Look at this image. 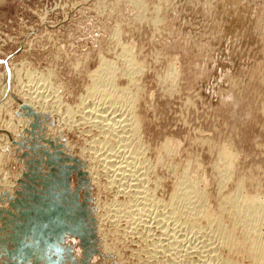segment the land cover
Returning a JSON list of instances; mask_svg holds the SVG:
<instances>
[{
	"label": "rangeland",
	"instance_id": "obj_1",
	"mask_svg": "<svg viewBox=\"0 0 264 264\" xmlns=\"http://www.w3.org/2000/svg\"><path fill=\"white\" fill-rule=\"evenodd\" d=\"M104 60L116 65L107 91L124 90L116 108L101 113L139 118L127 145L140 147L138 173L147 169L139 183L151 204L140 200L137 210L146 219L137 211L128 216L138 197L128 185L134 176L113 184L114 174L99 161L101 150L117 147L118 160L125 150L87 115L105 108L106 94L88 95ZM224 150L236 159L222 182ZM186 173L215 215L223 194L241 180L246 194L264 199V0H0V264H219L229 257L251 264L222 244L220 260L193 250L214 224L211 231L202 220L190 225L196 207L186 200H174L181 218L166 221L169 231L178 227L169 233L178 235L173 250L184 257L164 249L168 235L154 222L172 212L171 195Z\"/></svg>",
	"mask_w": 264,
	"mask_h": 264
},
{
	"label": "bare ground",
	"instance_id": "obj_2",
	"mask_svg": "<svg viewBox=\"0 0 264 264\" xmlns=\"http://www.w3.org/2000/svg\"><path fill=\"white\" fill-rule=\"evenodd\" d=\"M134 1V0H133ZM135 2H136V0H135ZM138 3V2H137ZM128 51H129V49H128ZM126 54H127V56H128V59H129V61H130V63L132 64L133 63V59H132V55L130 54V51L127 53L126 52ZM121 57V56H120ZM123 57V56H122ZM124 58V57H123ZM131 58V59H130ZM127 59V60H128ZM115 64H114V62H111V61H107V60H104L102 63H101V65H100V68H99V70H97L96 71V73H94L95 74V76H97L96 77V79H95V81H92L93 83L95 82V85H93V87L91 86V91H89V96H90V92H91V95H92V97H94L93 96V94H95L97 91H100L101 93H103L101 96H103L104 94H106L107 95V100H104V103H102L103 105H105L104 107L105 108H107V110H105V108H104V110L103 109H97L98 107H96V109L97 110H95V109H93L94 107L93 106H91V107H93V108H91V109H89L87 112V115H90V116H92L93 118H94V120L92 121V124H93V122H94V124H101L102 125V127H104V128H106V129H108L109 131V133H110V135H112L114 138L115 137H117V140H116V142H119L118 143V145L119 144H121L120 146H123V148L125 149V150H127L126 149V147H128V149L130 148L127 144H128V140L129 141H131V139L132 138H135V134L137 133V131H139L138 130V128H139V118L137 117V115H135V114H133V112H131L130 111V113L128 114V116H124L123 117V113H122V110H120L121 111V113L119 112V114H122L121 116V118H118V119H116V118H113V117H115V114H118V111L117 112H115V114H114V116L112 117V118H105V117H107L106 116V114L104 115L103 113H101V112H108V109L110 108H116V106H115V104H118L117 103V101L116 100H118L119 101V98H120V100H121V98L122 97H118V95H119V93H120V91L121 92H123L122 90H124V88L122 89L121 88V90H118V92L119 93H117V94H114L113 92H112V90H111V92H108L109 91V87H107V86H112L115 82H114V79H115V77H116V68H115ZM128 66V65H127ZM135 67V66H134ZM128 68H130V66L128 67ZM131 69H133V68H130V70ZM137 67H136V70H135V68H134V71H135V73L137 72ZM139 69H141L140 67H139ZM139 69H138V71H139ZM30 71V70H29ZM133 71V70H132ZM141 71V70H140ZM139 71V72H140ZM31 72V71H30ZM121 72V71H120ZM173 72V71H172ZM104 73V74H103ZM131 73V76H132V74L134 75V73L133 72H130ZM138 73V72H137ZM27 74H28V72H27ZM104 76H103V75ZM122 74H123V72H122ZM126 74H127V72H126ZM34 76V75H33ZM37 76V75H36ZM32 77V76H31ZM92 77V76H91ZM94 77V76H93ZM168 78V77H167ZM175 79V78H174ZM33 80H35V79H33ZM130 80H132V79H130ZM133 80H134V82L136 83V80L133 78ZM132 80V81H133ZM138 81V80H137ZM139 82V81H138ZM134 83V84H135ZM99 84H101L100 86H98ZM137 84V83H136ZM105 85H107V86H105ZM46 87V86H45ZM51 87V86H50ZM106 87H107V89H106ZM112 87H114V86H112ZM111 87V88H112ZM140 87V86H139ZM110 88V89H111ZM137 88V87H136ZM99 89H101V90H99ZM108 90V91H107ZM114 90V89H113ZM115 91H117V89H115ZM126 92V91H125ZM136 93V92H135ZM100 94V93H99ZM121 94V93H120ZM128 94H131V93H128ZM138 94V93H137ZM125 95H127V93L125 94ZM97 96V95H96ZM99 96V95H98ZM121 96V95H120ZM123 96V95H122ZM131 96H132V94H131ZM130 96V97H131ZM134 96L135 95H133L132 96V98L134 99ZM91 97V96H90ZM129 97V98H130ZM136 97V96H135ZM124 98V97H123ZM126 98V97H125ZM99 99V98H98ZM101 99V98H100ZM131 99V98H130ZM129 99V100H130ZM94 100V99H93ZM92 100V101H93ZM103 100V99H102ZM124 100V99H123ZM86 102V101H85ZM103 102V101H102ZM106 102V103H105ZM121 102V101H120ZM123 102V101H122ZM131 102V101H130ZM88 103V102H87ZM86 103V104H87ZM127 103H128V101H127ZM132 103H134L133 102V100H132ZM101 103H99V105H100ZM121 104V103H120ZM119 104V105H120ZM123 104H125V103H123ZM122 104V105H123ZM94 105V104H93ZM102 105V106H103ZM128 105H132L131 103H128L127 104V108H129V106ZM122 107V106H121ZM132 107H133V105H132ZM87 108V107H86ZM135 108V107H134ZM130 109V108H129ZM113 110H115V109H113ZM113 110H111V112H113ZM130 110H132V111H134L132 108L130 109ZM100 111V113H98ZM70 112V111H69ZM110 112V111H109ZM124 112V111H123ZM114 113V112H113ZM124 113H127L126 111L124 112ZM73 114H75V113H73ZM111 115H112V113H111ZM125 115V114H124ZM12 116V115H11ZM108 116H110V114H108ZM119 116V115H118ZM92 117H91V119H92ZM88 120V119H87ZM86 120V121H87ZM121 126L122 127V132L120 133V131H117V126ZM96 126V125H95ZM98 126V125H97ZM120 127V128H121ZM105 129V130H106ZM104 133H106V132H104ZM125 133H127V134H125ZM104 135V134H103ZM139 136V135H138ZM106 138V137H105ZM138 138H140V137H138ZM107 140V139H106ZM127 140V141H126ZM136 140H138V139H136ZM136 140L134 139V141L136 142ZM111 141H112V139H111ZM99 142L101 143V141L99 140ZM105 142V141H104ZM134 142V143H135ZM96 143V142H95ZM106 143V142H105ZM105 143H103L104 145H106ZM113 143V142H112ZM167 143H168V140H167ZM109 144H110V140H109ZM108 143H107V145H109ZM166 144V143H165ZM164 144V147H166V145H168V144H166L165 145ZM107 145H106V147H107ZM129 145H130V143H129ZM140 145V144H139ZM143 145V144H142ZM170 145V144H169ZM168 145V146H169ZM112 146V145H111ZM120 146H118V147H120ZM131 146H133L132 144H131ZM166 147L167 148V150L166 151H168V152H170L171 150H170V147ZM102 147H104V146H102ZM109 147H110V145H109ZM139 147V146H138ZM172 147V146H171ZM115 148L117 149V147H110V148H108L107 150H105V152H103L104 150H101L100 152H101V154H99L100 156H99V158H100V160L99 161H101L102 162V164L104 165V169H107L108 171L110 170L113 174H114V176H113V178L112 179H110L111 181H112V183L113 184H116V183H118V182H120V183H124V179H126V176H127V178H128V176H134V178H132V180H135V182H136V180H137V182L135 183L134 181L131 183V182H129V186L131 187V186H135L134 187V190H133V194H136L138 197H137V199L135 198V200L137 201L136 202V205H135V209L133 210V207L131 206H129V205H127V208H129L130 207V209L132 208V211H133V213H129V211H128V213H129V215L128 216H134L133 214H134V211L136 212L137 210H139V208H141L140 206H141V203H143L142 201H141V203H140V200H144V202L146 201L148 204H151V203H149L147 200H145V199H143V198H147L148 196H149V194L147 193V189L145 188H143L142 186V184H143V181H144V178L142 177V176H145L146 175V170H145V175H142L143 174V172H144V170L139 174L138 173V171H139V167H140V165L143 163L142 161H144V160H140L139 161V159L137 160V158H139V156L137 157V155H138V151H140L139 150V148H135L134 150H132L131 148V151H130V149L129 150H127V151H123V153H124V157L123 158H125V159H120V160H122V161H120V160H118V159H113L114 157H117V155L115 156V153H114V150H115ZM121 148V147H120ZM122 148V149H123ZM168 148H169V150H168ZM104 149V148H103ZM119 149V148H118ZM165 149V148H164ZM100 150V149H99ZM142 150V149H141ZM229 150V149H228ZM116 151V150H115ZM118 151V150H117ZM117 151H116V153H117ZM130 151V152H129ZM103 152V153H102ZM120 152H121V149H120ZM119 152V153H120ZM127 154H126V153ZM113 153V154H112ZM128 153H129V155H128ZM160 153H161V151H160ZM96 154V153H95ZM125 154L127 155V156H125ZM141 154V153H140ZM161 155V154H160ZM221 155V156H220ZM120 156V155H119ZM159 156V155H158ZM162 156V155H161ZM160 156V157H161ZM219 156L221 157L220 158V163H221V166L220 167H222V177H223V180H222V182H225V180H227V178H229V177H231L230 176V174L232 173L233 174V172H234V165H235V159H236V157H235V154L232 152V151H222V153H221V151H220V154H219ZM95 159H96V156L94 157ZM159 158V157H158ZM162 158V157H161ZM98 160V159H97ZM160 160V159H159ZM137 161L138 162H140V163H138V164H140V165H138L137 166ZM163 161V160H162ZM151 162V161H150ZM146 165V164H145ZM150 165V164H149ZM143 166V165H142ZM135 167V168H134ZM136 167H138V169H136ZM146 166H144L143 168H145ZM148 167V166H147ZM146 167V168H147ZM106 170V171H107ZM109 171V172H110ZM187 171V170H186ZM95 172V171H94ZM140 172V171H139ZM184 172H185V170H184ZM136 173H138V174H136ZM220 173V172H219ZM218 173V174H219ZM181 175V174H180ZM179 175V176H180ZM185 175V176H184ZM183 176V180L181 181V182H179V184L176 186V190L174 191V193L171 195V199H172V201L173 202H171V205H172V203H173V206H174V208H175V205H174V202L175 201H183L184 202V200H186V203H187V201H188V203L190 202L192 205H193V207L195 206L196 208H194L193 210V214L192 213H188V214H191V220H189L190 221V225L192 224L193 225V227L194 226H198L197 225V223H199V221H201L202 220V222L204 221V222H206V223H204L205 225L204 226H209V228H210V226L211 225H213L214 224V228H213V231H212V234H206L205 236H206V238L204 239V240H202L200 243H198V244H200V245H198V246H196L195 245V247L194 248H192L191 246H190V244H189V246L194 250V249H196L197 251H198V254H200V255H203L204 257L206 256V253H208L207 254V256H208V258L210 259V261L213 259L214 261H215V259H219L220 258V256H219V253L218 252H220V251H218L219 250V244H222L223 245V247L225 246V247H227L228 248V251H231V252H235V253H238V255L240 254H242V255H244V256H246V257H248L249 259H250V261H251V264H264V231H263V229H264V199H262L261 197H260V195H253L254 193H252V194H249L248 192V194H246L245 192H244V190H243V185H242V180H241V182L239 181H237L238 183H236L237 185H236V188H235V190H234V192L232 193H226V194H223V196H222V198L220 199V201H218L220 204H219V214L217 215H215V214H213V213H211L210 212V210L208 209V207L206 206V202L205 201H207V199H206V194L203 192V190L201 191L200 189V187L198 188V186H197V184L198 183H196L197 181L195 180V179H193L192 177H190V174L189 175H187V173L186 174H184ZM118 177H120V178H117ZM3 178V177H2ZM94 179V178H93ZM244 179V178H243ZM109 180V181H110ZM131 180V179H130ZM147 180V179H146ZM180 180V179H179ZM220 180V179H219ZM240 180V179H239ZM6 181V180H5ZM118 181V182H117ZM116 182V183H115ZM127 182H128V179H127ZM142 183L141 185H140V183ZM148 182V181H147ZM111 183V182H110ZM119 183V184H120ZM221 183V182H220ZM125 184H126V182H125ZM125 184H123V185H121L120 187H122V186H124ZM112 185V184H111ZM136 185H138V186H136ZM146 185V184H145ZM144 185V186H145ZM220 185V184H219ZM128 186V187H129ZM125 187V186H124ZM124 187H122L123 189H124ZM132 187V188H133ZM131 188V189H132ZM221 188V187H220ZM125 190H126V188H125ZM128 190V189H127ZM120 191H123L122 189H120ZM129 191V190H128ZM127 191V192H128ZM233 191V190H232ZM124 192V191H123ZM132 193H130V195H131ZM155 194V193H154ZM129 195V196H130ZM148 195V196H147ZM134 197V196H133ZM170 199V200H171ZM151 200H152V198L150 199V202H151ZM154 200V199H153ZM160 200V199H159ZM175 200V201H174ZM133 200H131V202H132ZM156 201V200H155ZM166 201V200H165ZM129 202H130V200H129ZM133 202H135V201H133ZM132 202V203H133ZM169 203H170V201H168ZM115 203V202H114ZM147 203H146V206H147ZM159 203V202H158ZM164 203H166V202H164ZM185 203V202H184ZM135 204V203H134ZM134 204H132V205H134ZM145 204V203H144ZM144 204H142V207L144 208H146V206H144ZM166 204H168V203H166ZM177 204V203H176ZM178 204H180V202L178 203ZM181 204H182V202H181ZM155 205V204H154ZM170 205V204H169ZM169 205H168V207H169ZM184 205H186V204H184ZM187 205H189V204H187ZM187 205L186 206H180V208H182V207H184L185 209L187 208ZM209 205V204H208ZM116 206H118V205H116ZM125 206V205H124ZM129 206V207H128ZM158 206V205H157ZM164 206H166V208H168L167 207V205H165L164 204ZM154 207V206H153ZM176 207H178V206H176ZM115 208V207H114ZM143 208L140 210V212L143 210ZM148 208V207H147ZM171 208V207H170ZM172 209V212H171V210H170V212L171 213H168V215H171V216H168L167 215V217L165 216V218H161L162 217V215H161V217H160V219H156V222H154L155 223V225L156 226H158L159 224L161 225V226H163V227H165L164 229H165V231H164V229H162L161 231L162 232H164V233H166V235H168L167 236V238L169 239V242H167L168 244H164V249H166V247L168 248L167 249V251L169 250H171L172 249V251H174L175 249V247H178V244H180L179 242H181L180 240H179V238H178V235L176 236V234L174 233V232H172V233H169L171 230L173 231L174 229H171L170 231H169V229H168V227L167 226H169V225H167L166 224V221H168L169 219H171V220H174V219H176L179 215H180V212H181V210H179V207L178 208H175V209ZM184 208H183V211H184ZM109 209V208H108ZM121 209H122V207H121ZM129 209V210H130ZM149 210L151 209V208H148ZM190 210H191V208H189ZM189 209L187 208V211H189ZM116 210H119V208H117ZM126 210V209H125ZM124 210V212H127V210L125 211ZM147 211V209L145 210L146 211V213H150V211ZM122 211V210H121ZM120 211V212H121ZM131 211V212H132ZM144 211V210H143ZM186 211V212H187ZM138 212V211H137ZM192 212V211H191ZM123 213V212H122ZM122 213H117V215H121ZM127 213V214H128ZM142 213V212H141ZM145 213V214H146ZM137 215H140L139 214V212L138 213H136ZM135 214V215H136ZM158 214V213H157ZM156 214V215H157ZM160 214V213H159ZM161 214H163V212L161 213ZM165 215L167 214V212L166 213H164ZM187 214V215H188ZM202 215V217L200 218V217H198V215ZM110 215V214H109ZM116 215V216H117ZM184 215H186L185 213H184ZM111 216V215H110ZM119 216H117L118 217V219H119ZM122 216V215H121ZM123 216H127V215H125V214H123ZM141 216H145V215H143V213L140 215V217ZM149 215H147V216H145V219H146V217H148ZM174 216L176 217V218H174ZM135 217H139V216H135ZM158 217H159V215H158ZM157 216L155 217V218H158ZM180 218H181V215L179 216ZM109 218H113V216L112 217H109ZM133 218V217H132ZM149 218V217H148ZM147 218V219H148ZM155 218H154V220H155ZM179 218V219H180ZM188 218H189V216H188ZM225 218H226V220L228 219V220H230V225L228 224V223H226V221H225ZM114 219V218H113ZM135 219V218H134ZM134 219H131V222L134 220ZM178 219V218H177ZM183 219V218H182ZM116 220V219H115ZM140 220V219H139ZM142 220V219H141ZM143 220H144V218H143ZM150 220H152L151 218H150ZM171 220H170V222H171ZM186 220H187V218H186ZM112 221H114V220H112ZM120 221V220H119ZM137 221H138V219H137ZM145 221V220H144ZM147 221V220H146ZM116 222V221H115ZM133 222H135V220L133 221ZM140 222H142V221H139V223ZM147 222H149V220L147 221ZM146 222V223H147ZM179 222V221H178ZM117 223V222H116ZM129 223H130V221H129ZM137 223V222H136ZM157 223V224H156ZM159 223V224H158ZM172 223V222H171ZM174 223H175V221H174ZM177 223V222H176ZM201 223V222H200ZM207 223H209V224H207ZM142 224V223H141ZM149 224V223H148ZM168 224H169V222H168ZM179 224V223H178ZM180 224H182V223H180ZM207 224V225H206ZM132 225H134V223L132 224ZM137 225H139L138 223H137ZM152 225V224H151ZM154 225V224H153ZM159 225V226H160ZM172 225H174L175 226V224H172ZM177 225V224H176ZM145 226V225H144ZM187 225H185V227H186ZM199 226H203V225H200L199 224ZM204 226H203V230H204ZM207 226V227H208ZM128 227V226H127ZM133 227H136V226H132V228ZM147 227V226H146ZM152 227V226H151ZM150 227V228H151ZM162 227V228H163ZM181 227H182V225H181ZM188 227H189V225H188ZM129 228H131V225L129 226ZM160 229H161V227H159ZM169 228H170V226H169ZM173 228H175V227H173ZM177 226H176V229L175 230H177ZM209 228H207V229H209ZM238 228H240L241 229V234L238 236L237 235V229ZM134 229V228H133ZM180 229V228H179ZM182 229H184L185 230V228L183 227ZM190 229H191V227H190ZM195 229V228H194ZM193 229V230H194ZM198 230H199V228H197ZM196 229V231L195 232H198V230ZM202 229V228H201ZM200 229V230H201ZM206 229V228H205ZM158 230V229H157ZM174 230V231H175ZM183 230V231H184ZM180 231V230H179ZM187 231V230H186ZM210 231H211V228H210ZM209 231V232H210ZM152 232V231H151ZM177 232V231H176ZM191 232H192V229H191ZM194 232V231H193ZM194 232V233H195ZM199 233V232H198ZM198 233H196V234H198ZM207 233V232H206ZM240 233V232H239ZM161 234H163V233H161ZM161 234L159 235V236H161ZM199 234H201V232L199 233ZM199 234H198V236H199ZM157 235V234H156ZM165 234H163V236H164ZM166 235H165V238H166ZM197 236V237H198ZM202 236H204L203 234H201V236H199V237H202ZM155 237H157V236H155ZM180 237V236H179ZM193 237V236H192ZM148 238H150L151 239V237L149 236ZM154 238V237H153ZM159 238H161V237H159ZM165 238H163V239H165ZM187 238V237H186ZM204 238V237H203ZM162 239V238H161ZM180 239H181V237H180ZM185 239V238H184ZM166 240V239H165ZM165 240H163L164 242H165ZM200 240H201V238H200ZM145 241V240H144ZM151 241H153V240H151ZM166 241H168V240H166ZM182 241H183V239H182ZM155 242L157 243V242H159V244H160V242H162V241H156L155 240ZM154 241H153V243H155ZM163 242V243H164ZM186 242V241H185ZM197 242H198V240H197ZM152 243V242H151ZM155 243V244H156ZM159 244H156L158 247H159V249H162V248H160V246H162V243H161V245L159 246ZM185 244V243H184ZM177 245V246H176ZM182 245H183V242H182ZM221 245V246H222ZM151 246H155V245H151ZM179 246H181V245H179ZM187 246V245H186ZM189 246H188V248H189ZM149 247V246H148ZM183 247V246H182ZM222 247V248H223ZM188 248H186L187 249V251H189L188 253H190V251H192L191 249L190 250H188ZM153 249H155V248H153ZM164 249H162V250H164ZM174 249V250H173ZM177 249V248H176ZM179 249V248H178ZM177 249V250H178ZM179 250H181V249H179ZM150 251V250H149ZM152 251V250H151ZM156 251H157V249H156ZM160 251V250H159ZM172 251H171V255H172ZM187 251H183V253H185L186 252V254L188 255V253H187ZM153 252H154V250H153ZM230 252V253H231ZM151 253V252H150ZM155 253V252H154ZM157 253V252H156ZM161 253V252H160ZM167 253V252H166ZM165 253V254H166ZM168 253H170V252H168ZM167 253V254H168ZM174 253V256H177V254H176V252L174 251L173 252ZM177 253H179L178 251H177ZM181 253V252H180ZM179 253V254H180ZM157 254H159V252L157 253ZM179 254H178V256H179ZM182 254V253H181ZM191 254H192V252H191ZM197 254V253H196ZM196 254H194V255H196ZM150 255H152V254H150ZM170 255V254H169ZM221 255V254H220ZM237 255V256H238ZM154 256V255H153ZM156 256V255H155ZM173 256V258L172 257H169L171 260H178V261H180L177 257H176V259H175V257ZM183 257H184V254L182 255ZM199 256V255H198ZM202 256V257H203ZM183 257L182 258H180V256H179V258L180 259H183ZM188 257V256H187ZM200 258H201V256H199ZM232 257V256H231ZM151 258V257H150ZM189 258V257H188ZM192 258V257H191ZM235 258V257H234ZM163 259V258H162ZM164 259H165V257H164ZM169 259V260H170ZM202 259L203 258H201V262H203L205 259H207L206 257H205V259L202 261ZM221 259V258H220ZM219 259V260H220ZM167 260H168V258H167ZM168 260V261H169ZM176 260V261H177ZM186 260H188V259H186ZM185 259H184V261H186ZM212 260V261H213ZM152 261V260H151ZM160 261V260H159ZM196 261V260H195ZM206 261V260H205ZM204 261V262H205ZM217 261V260H216ZM240 261V260H239ZM164 262V261H163ZM173 262V261H172ZM175 262V261H174ZM182 262V260L180 261V263ZM192 262H194L193 260H192ZM208 262H209V260H208ZM219 262V261H218ZM161 263H162V260H161ZM168 262H166L165 264H167ZM178 264H180L179 262H177ZM185 263V262H184ZM187 263H189V262H187ZM198 263H200V262H198ZM213 263H215V262H213ZM213 263H209V264H213ZM163 264V263H162ZM168 264H171V261H170V263H168ZM186 264V263H185ZM196 264H197V262H196ZM204 264V263H203ZM206 264V263H205ZM218 264V263H217ZM219 264H239V262L238 261H236V260H232V259H230V257L229 258H226V259H223V260H221V262L219 263ZM242 264V263H241Z\"/></svg>",
	"mask_w": 264,
	"mask_h": 264
}]
</instances>
